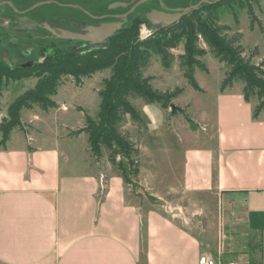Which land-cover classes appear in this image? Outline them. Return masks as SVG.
<instances>
[{"label":"crops","instance_id":"0c3cea01","mask_svg":"<svg viewBox=\"0 0 264 264\" xmlns=\"http://www.w3.org/2000/svg\"><path fill=\"white\" fill-rule=\"evenodd\" d=\"M194 78L195 91L206 94ZM220 83L211 115L205 104L182 105L205 125L196 135L181 126L167 130L159 103L136 108L144 129L134 187L110 166L104 179L88 158L86 134H70L81 121L50 119L49 108L27 121V137L13 129L0 146V264H199L202 254L215 252H229L235 264H264V112L253 117L242 82L224 90ZM77 138L85 139L86 169L68 147Z\"/></svg>","mask_w":264,"mask_h":264},{"label":"trees","instance_id":"16d2710c","mask_svg":"<svg viewBox=\"0 0 264 264\" xmlns=\"http://www.w3.org/2000/svg\"><path fill=\"white\" fill-rule=\"evenodd\" d=\"M40 1L45 0H12V4L5 3V6L14 14L18 12L16 9L24 15L41 9L54 16V10L63 9L60 2L80 4L102 13L107 11V6L111 2L116 3L115 12H126L137 0H53L26 11L28 7ZM153 1L158 3L157 0ZM146 3L128 14L123 26L112 32L102 45L82 49L75 46L74 42H77L75 39H68L72 42L71 45L60 46L55 40L61 39L45 30L44 24H41L45 37L40 39L42 43L34 44L35 46L28 50L32 52V56L43 57L42 61L31 57L30 65H23L29 61L17 62L13 67L1 62L0 80L3 79L5 83L8 80L30 76L36 77L37 80L33 87L19 94L8 105L6 115L0 120V146H5L14 128L22 127L20 120L22 109L38 106L47 110L56 107L52 97L56 95L58 86L62 84L64 78H71L76 86H81L82 77L90 78L100 70L109 69V76L102 80V87L97 91L99 104L95 116L85 113L84 126L70 134L85 133L88 153L97 160L105 151L112 170L124 183H131L139 171V149L131 136L121 131V126L129 118L140 130L144 129V121L130 98L137 97L145 103H159L166 108L171 107L172 99L182 92L181 88L164 92L155 89L150 83L151 76H143L142 71L150 65L154 56H158L161 66L168 69L174 57L170 50L182 44L183 52L178 55V59L183 76L194 90H200L194 78V71L196 68L207 70L200 60L207 53V50L199 45L200 40L216 60L228 65L220 83V90L231 86L234 81H241L244 99L257 100L253 117L264 112V58L261 63H253L250 57H245L244 47L239 43L240 32L230 36L226 34L229 27L220 25L219 10L221 6L238 3L239 6L246 8L250 28H253L257 22L254 6L259 4V0H165V5L190 7L177 22L166 27L152 25L146 19L141 11L147 6ZM195 5L197 6L192 8ZM64 9L69 11L68 16H72V11L75 10L71 7ZM52 16H48L47 19H51ZM141 23L155 28V33L139 39L137 29ZM50 25L55 27L54 23ZM20 45L21 43L8 42L2 50L11 54L12 49L19 48ZM253 50L251 54L257 53L256 46ZM185 118L189 120L187 115ZM252 247L256 248L259 255L260 243ZM256 251L254 250V253Z\"/></svg>","mask_w":264,"mask_h":264},{"label":"rangeland","instance_id":"374dc122","mask_svg":"<svg viewBox=\"0 0 264 264\" xmlns=\"http://www.w3.org/2000/svg\"><path fill=\"white\" fill-rule=\"evenodd\" d=\"M50 2L51 1L49 0L48 2L44 3ZM159 2L160 1L158 0V4ZM37 3L33 4H37L36 6L31 5L30 7H28L26 11H31L32 9H35L42 4L41 2ZM143 3H146L147 6L141 9L142 13H144L150 6H156L157 2L153 0H145L144 2L137 5L136 8ZM9 4H12V2H10ZM171 7L179 8L176 6ZM219 10L221 12L220 25L229 27V30H227L226 34L230 36L237 32H240L239 43H241V45L244 47L243 54L245 55V57H250L251 62L253 63H261L262 59L264 58V0H259V4L257 6H254V13L257 17V22L254 24L253 28H250V18L246 11V8L239 6L238 3H233L229 6H221ZM54 11V16L41 9L34 10V12H32L30 15H24L20 11H18L16 12V15L14 13H11L10 10L7 9L5 3H0V63H6L10 67H13L17 62H30L31 57H35L36 60L42 61L43 57L32 56V52H30V50L28 49H30L31 46H35L34 44L42 43L40 42V39H43L45 35L41 24L47 23L48 21L47 24L49 26H51L50 23L60 25V15H64L69 12L64 10L60 11L58 9ZM48 16H52L51 19L48 20ZM155 30V28L149 27L145 23H141L139 24V27L137 29V37L139 39H144L149 35L155 33ZM60 39L61 40H55L56 43H58V45L60 46L68 47L72 44V42H69L68 39ZM8 42L21 43V47L12 49L13 51L10 50L11 54L5 53L2 50V47H4V45ZM74 44L76 45V42H74ZM199 45L207 50V53L202 56L200 60L205 65L208 71H203L199 68H196L194 73L196 74L198 81L208 89V92H206V94H199L197 91H195L183 76V69L179 64L178 59V55L183 52L182 44H179L176 48L170 50L174 57L171 62V66L168 69L161 66L158 56H154L151 58L150 65L142 71L143 76H151V85L154 88L156 87L155 89H158L162 92L172 91L176 88L182 89V94L180 93L181 96L179 94L171 101V104L174 107H166L164 127L167 130H173L172 125L178 128L179 126H181L185 131L191 132L192 135H196L197 133H199V131H202V128L205 127L204 123H199V121L196 120L195 112L192 109H188L186 106L183 107V104L189 102L193 103V105L200 110L205 104L207 107L208 115L212 114L210 111L212 107V94L214 89L216 88V84L218 85L220 83L219 80H221L222 76L225 75L224 69L227 68V64L216 60L211 52L207 49V46L203 43V41L200 40ZM255 46L257 47V53L251 54V52L254 51L253 49L255 48ZM109 74V69H103L93 74L90 78L82 77L81 86H76L71 78H64L62 80V84L58 86L56 95L52 97V99L57 103L55 107L57 109L50 108L51 111H49V113L46 111V117L51 119L53 118V115H57L60 122L62 121L63 123H66L70 126H75L78 125L80 121L81 123H84L85 113H88L91 116H95L99 104V96L97 91L102 87V80L108 77ZM36 80L37 78L34 76L21 78L18 80H8L7 83H5L3 79L0 80V120L6 115V109L8 105L19 94L33 87ZM176 98L180 101L176 102ZM130 101L136 108H138L141 105V102H143L140 98L137 97L130 98ZM249 101L254 104V107L257 104L256 98H252ZM59 107L60 109H58ZM179 108L187 112L186 115L189 116V118L191 119L190 121L185 118L184 114L180 113ZM22 111L23 112L20 115V120L24 122V126L27 125V129L17 130L16 128H14L13 133L14 135L19 134L20 137L25 138L27 137L26 133H31L30 130L33 129L30 126V123L27 121L30 120V118L34 114L39 113V111L44 112L45 110L39 108L38 106H33V108L29 110L22 109ZM78 129H76L75 127L74 131ZM138 129L139 128L137 127V124L131 121L129 118L127 119L125 124L121 126V131L130 135L132 140L137 144L139 143L138 133L140 132V130ZM49 135L50 134H43V136L50 137ZM194 137L197 138L196 136ZM67 141L71 143L68 145V147L70 148L72 145V147L74 148L71 152L72 159L75 160L77 164H81L82 167L86 169L85 162L83 161L84 156L82 151L84 150L85 139L77 138L72 142L70 140ZM195 141H198V139H195ZM140 156L141 159L145 161L146 157L143 150ZM88 158L92 161L96 160L93 156H91V154L88 155ZM97 161L99 172H102L104 174V179H108V175L111 173V171H109L110 164L106 159L105 151L103 152L100 159H97ZM136 179L137 176L131 180L133 187L135 185L133 180ZM133 190L135 189L133 188L132 191ZM212 222L214 221H211L209 219H206L204 221L205 224ZM209 234V239L212 243L210 249L213 250L211 252H214L216 247L214 246L216 242L212 239V235L214 234ZM242 234L243 235H241L240 238H244L243 247H245V241L247 240L248 236L245 233ZM254 250L256 251V248H254ZM222 253L223 254H218L215 252L214 255H212L214 259H220L222 262H224V264L229 263L228 261L231 260V258L229 257L230 254H227L229 252ZM224 253L225 255L227 254L225 257ZM256 253L257 251L254 253V255Z\"/></svg>","mask_w":264,"mask_h":264},{"label":"flooded vegetation","instance_id":"af4514ba","mask_svg":"<svg viewBox=\"0 0 264 264\" xmlns=\"http://www.w3.org/2000/svg\"><path fill=\"white\" fill-rule=\"evenodd\" d=\"M46 1H49V0L40 1V2L44 3ZM50 1H53V0H50ZM159 1H160L159 4L156 3V6L155 5L150 6L148 8V10H146L143 13L144 16H145L146 12H148L152 9L163 10V11L176 9L175 7L165 5V0H159ZM0 3H2V1H0ZM59 4L61 5V7H63L62 10H64V11H66V9H64V8H67V7L74 8L75 10L72 11V13H73L72 16H68V13H66L64 15H60L61 16V24L60 25L54 24L55 25L54 28H62V29H65L67 31L78 32L82 35H85L86 37H91V39H89V40H76L77 42H76L75 46L77 48H82V49L83 48L89 49L91 47L99 46V45H102L105 43L107 38L105 40H102L99 42H97L96 40H95V42L92 41V40H94L92 37L93 28H97V27H100L104 24H107L109 22L111 23L114 21L122 22L121 26H123V24L127 21L128 14H130L131 12H133L136 9V7H134V9L131 12H128L129 9L134 5L133 4L126 12H115L114 6L116 3L111 2L107 6L106 12L98 13V12H95L94 10L85 8L83 5H80V4H70V3H63V2H60ZM17 11H19V10H17ZM124 14H126L125 18H124ZM44 24H47V23H44Z\"/></svg>","mask_w":264,"mask_h":264},{"label":"water","instance_id":"95a60500","mask_svg":"<svg viewBox=\"0 0 264 264\" xmlns=\"http://www.w3.org/2000/svg\"><path fill=\"white\" fill-rule=\"evenodd\" d=\"M3 3H10L12 0H0ZM144 0H138L130 9L128 12H131L134 7L142 3ZM202 1H209V0H202ZM212 1H219V0H212ZM48 2V1H46ZM42 3V2H41ZM40 4V3H37ZM37 4L33 5L36 6ZM196 7L192 6V8ZM190 7L186 8H176L168 11H163V10H155L152 9L148 12L145 13L146 19L152 24V25H159L161 27H166L169 26L175 22H177L181 16L189 9ZM126 17V14H124V18ZM122 22H109L107 24H104L100 27L93 28L92 32V37L95 42L105 40L107 37H109L112 32L118 30L121 26ZM45 28L55 37L57 38H62V39H75V40H89L91 37H86L85 35H82L78 32H73V31H67L62 28H54L49 26L48 24H44ZM32 62L30 61L29 63H25L23 65H30Z\"/></svg>","mask_w":264,"mask_h":264},{"label":"built area","instance_id":"2783aa9c","mask_svg":"<svg viewBox=\"0 0 264 264\" xmlns=\"http://www.w3.org/2000/svg\"><path fill=\"white\" fill-rule=\"evenodd\" d=\"M199 264H224L220 259H214V257L210 254H202L198 259ZM227 264H235L233 262H229Z\"/></svg>","mask_w":264,"mask_h":264}]
</instances>
